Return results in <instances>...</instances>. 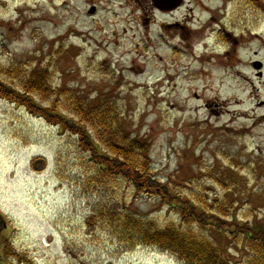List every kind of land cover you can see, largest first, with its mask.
Instances as JSON below:
<instances>
[{"label": "rangeland", "instance_id": "1", "mask_svg": "<svg viewBox=\"0 0 264 264\" xmlns=\"http://www.w3.org/2000/svg\"><path fill=\"white\" fill-rule=\"evenodd\" d=\"M155 10L151 0H0V66L42 69L57 92L112 103L124 130L148 144L157 181L200 191L212 207L225 200L234 218L264 226V0ZM175 19L199 29L192 47L160 33ZM80 145L0 97V214L13 253L0 263L182 264L156 247L125 250L102 220L88 223L107 201L160 228L179 220L123 182L113 192L85 182L94 170ZM220 246L233 264L246 261L241 248Z\"/></svg>", "mask_w": 264, "mask_h": 264}, {"label": "trees", "instance_id": "2", "mask_svg": "<svg viewBox=\"0 0 264 264\" xmlns=\"http://www.w3.org/2000/svg\"><path fill=\"white\" fill-rule=\"evenodd\" d=\"M73 94L54 90L45 70L0 66L2 99L79 135L86 161L94 170L87 174L85 182L109 192L114 191L111 185L123 182L136 194L158 198L179 220L178 226L170 223L160 228L151 219L119 208L118 202L113 205L114 202L107 201L101 210L91 211L89 224L102 220V225L125 250L137 246L156 247L182 264H233L224 255L221 242L234 244L246 252L247 259L242 264H264L262 224L250 225L234 218L230 212L232 207L225 200L212 207L200 191L186 193L180 187L157 181L151 169L148 144L124 130L115 106L108 101L97 106L87 105ZM62 97L63 103L60 102ZM37 100L43 104L39 105ZM1 220L0 216V225ZM195 228L211 236L206 238L196 233ZM6 255H13L12 251Z\"/></svg>", "mask_w": 264, "mask_h": 264}, {"label": "flooded vegetation", "instance_id": "3", "mask_svg": "<svg viewBox=\"0 0 264 264\" xmlns=\"http://www.w3.org/2000/svg\"><path fill=\"white\" fill-rule=\"evenodd\" d=\"M180 0H175L174 2H171L169 6L164 7L162 9H156L159 14H164L165 12H172L173 14L179 9V7L182 5V0H181V5L178 3ZM152 2V0H151ZM153 4V3H152ZM154 6V5H153ZM155 8V7H154ZM170 13L171 18H175V16ZM185 18H181L180 20L184 21ZM189 25L192 26V22L189 23ZM160 33L161 34H166L169 32H174L177 34V38L180 40L181 45L185 47H192V39L194 38L196 33L199 32V30H192L190 27H186V23L184 25L181 24V21L177 23L176 19L173 22H164L163 24L160 25ZM179 35V36H178ZM163 36V35H162ZM179 46V45H178ZM9 225L6 221L1 220V225H0V262L3 261L2 255H6L7 249H8V240L4 239V234L8 231ZM2 264V263H0ZM6 264V263H4Z\"/></svg>", "mask_w": 264, "mask_h": 264}, {"label": "water", "instance_id": "4", "mask_svg": "<svg viewBox=\"0 0 264 264\" xmlns=\"http://www.w3.org/2000/svg\"><path fill=\"white\" fill-rule=\"evenodd\" d=\"M153 2H154V4H155V6H156L157 8H159V9L164 8V6H162V5L166 4V3H165L166 0H153ZM165 7H166V6H165ZM94 11H95V9H94V8H91V9L89 10L88 13H89V14H93Z\"/></svg>", "mask_w": 264, "mask_h": 264}, {"label": "bare ground", "instance_id": "5", "mask_svg": "<svg viewBox=\"0 0 264 264\" xmlns=\"http://www.w3.org/2000/svg\"><path fill=\"white\" fill-rule=\"evenodd\" d=\"M203 11H205V9H203ZM245 118H247V117H245ZM248 119V118H247ZM45 247H47V244L45 243V245H44Z\"/></svg>", "mask_w": 264, "mask_h": 264}]
</instances>
